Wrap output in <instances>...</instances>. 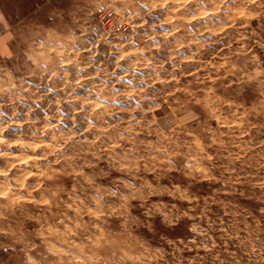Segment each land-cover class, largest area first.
<instances>
[{
  "label": "clouds",
  "instance_id": "obj_1",
  "mask_svg": "<svg viewBox=\"0 0 264 264\" xmlns=\"http://www.w3.org/2000/svg\"><path fill=\"white\" fill-rule=\"evenodd\" d=\"M0 264H264V0H0Z\"/></svg>",
  "mask_w": 264,
  "mask_h": 264
}]
</instances>
